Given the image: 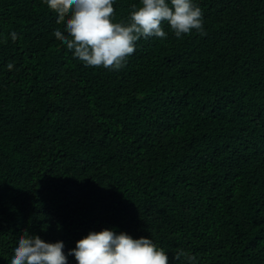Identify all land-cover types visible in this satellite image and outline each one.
I'll use <instances>...</instances> for the list:
<instances>
[{"label":"trees","instance_id":"1","mask_svg":"<svg viewBox=\"0 0 264 264\" xmlns=\"http://www.w3.org/2000/svg\"><path fill=\"white\" fill-rule=\"evenodd\" d=\"M193 2L206 35L165 24L110 71L57 40L43 0H0V264L24 232L77 264L104 229L169 264H264V0Z\"/></svg>","mask_w":264,"mask_h":264},{"label":"clouds","instance_id":"2","mask_svg":"<svg viewBox=\"0 0 264 264\" xmlns=\"http://www.w3.org/2000/svg\"><path fill=\"white\" fill-rule=\"evenodd\" d=\"M57 14V28L53 35L73 50L74 58L85 66L103 67L118 71L127 57L135 52L136 42L149 37L166 38L167 24L177 38L193 30L206 35L203 12L193 0H139L133 4L127 21L115 22L114 0H43ZM13 41L17 33L11 32ZM12 62L7 64L9 71ZM62 241L49 243L38 235L24 232L13 249L10 264H68ZM77 264H169L165 250L152 239H133L127 233L116 234L104 229L89 234L76 242L68 252ZM194 264L196 257L178 249L174 259Z\"/></svg>","mask_w":264,"mask_h":264},{"label":"water","instance_id":"3","mask_svg":"<svg viewBox=\"0 0 264 264\" xmlns=\"http://www.w3.org/2000/svg\"><path fill=\"white\" fill-rule=\"evenodd\" d=\"M12 14V13H11Z\"/></svg>","mask_w":264,"mask_h":264}]
</instances>
